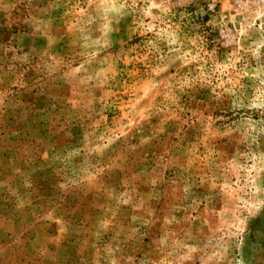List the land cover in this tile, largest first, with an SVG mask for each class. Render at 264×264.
Returning a JSON list of instances; mask_svg holds the SVG:
<instances>
[{
	"label": "rangeland",
	"instance_id": "1",
	"mask_svg": "<svg viewBox=\"0 0 264 264\" xmlns=\"http://www.w3.org/2000/svg\"><path fill=\"white\" fill-rule=\"evenodd\" d=\"M0 264H264V0H0Z\"/></svg>",
	"mask_w": 264,
	"mask_h": 264
}]
</instances>
